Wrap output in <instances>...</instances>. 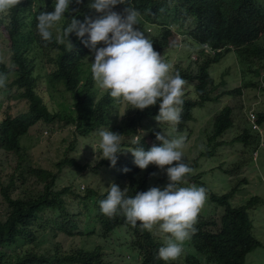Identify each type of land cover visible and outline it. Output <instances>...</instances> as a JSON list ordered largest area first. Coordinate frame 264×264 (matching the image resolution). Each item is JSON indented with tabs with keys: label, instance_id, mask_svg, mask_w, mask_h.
<instances>
[{
	"label": "trees",
	"instance_id": "1",
	"mask_svg": "<svg viewBox=\"0 0 264 264\" xmlns=\"http://www.w3.org/2000/svg\"><path fill=\"white\" fill-rule=\"evenodd\" d=\"M90 2L92 0H83L77 4L72 0L69 11L52 29L51 42L43 41L38 35L37 16L42 11H53L54 0H21L9 12L0 14V36L9 55V63L0 61V73L13 76L10 85L0 88V94L9 97L7 102L0 101V151L18 157L15 169H21L19 173L15 171L9 175L7 181L0 176V194L5 210L4 217L0 215V264H111L100 247L91 250L66 248L58 241L60 234L75 236L85 233L79 231L80 215L72 212L67 203L70 195L79 196L77 189L80 187L70 184L58 188L57 171L64 166L82 171L88 165H82L80 159L72 155L62 156L54 163L57 171L32 160L23 164L28 148L21 139L31 134L32 127L41 123L49 132L48 128L56 123L71 126L74 139L69 145L70 151H74L78 138L100 141V130L120 134L121 151L136 147L148 151L154 144H160L155 133L162 130L152 123L159 112V103L143 111L125 105L127 111L123 115L120 104L116 106L106 92L95 87L90 71L94 57L90 59V50L81 39L70 34L73 48H69L67 38L64 44L56 42L57 29L62 34L73 17L83 21L86 15H99L88 8ZM126 6L141 13L139 23L134 27L152 40L154 50L160 55L172 45L170 39L175 32L202 47L196 50L198 60H191L186 67L178 65L172 73H179L186 82L194 85V97H182L181 120L177 124L181 130L193 119L195 108L217 102L225 94L241 96L245 88L254 87V78L264 70V0H125V5H117L114 10L122 13ZM204 47L211 51L206 52ZM232 50L238 55L244 83L234 91L219 92L225 80L222 77L216 82L211 76V67ZM42 82L48 85L47 92L54 96L53 90L62 86L72 96V104L64 99L52 109L49 102L56 100L54 96L49 100L44 98L40 90ZM13 89L15 94L11 93ZM13 99L22 100L25 108L14 113ZM256 122L264 129V112L257 114ZM233 126V108L227 106L215 116L208 137L210 143H215L204 155L214 156L217 148L225 144L218 138ZM260 136L259 132L244 129L233 141H242L256 150ZM133 161L131 152L119 153L114 167L115 177L110 182L121 190L127 187L128 197L150 188L148 182L156 167L152 165L141 170ZM101 164L110 166V161L103 160ZM241 167L242 164L235 170L224 171L236 176ZM125 168L129 171L124 172ZM29 176L35 178L32 185H28ZM243 182L245 179L236 186ZM39 184L42 185L40 188ZM235 189L223 195L211 193L212 201L222 208V213L199 216L195 225L197 231L185 242L193 250H188L190 253L187 252L182 261L167 262L157 258L159 248L164 245L161 239L151 232L141 231L139 224L132 227L119 211L111 218L101 213L99 201L106 198L108 188L102 192L87 188L82 199L94 201L91 214L103 236H109L118 227H128V233L134 236L132 245L140 251L142 264H205V261L210 264H246L247 255L262 245L254 234L250 209L264 203V198L255 196L245 205L233 206L231 198ZM95 225L93 228L88 226L87 231L92 230L91 234H94Z\"/></svg>",
	"mask_w": 264,
	"mask_h": 264
},
{
	"label": "clouds",
	"instance_id": "2",
	"mask_svg": "<svg viewBox=\"0 0 264 264\" xmlns=\"http://www.w3.org/2000/svg\"><path fill=\"white\" fill-rule=\"evenodd\" d=\"M20 2L21 0H0V14L9 12ZM71 3L72 0H54L53 11H42L37 16V32L43 41H52V29L58 25L69 11ZM75 3L81 4L83 0H75ZM121 4L125 5V0H92L88 4V8L99 15L96 17L86 15L83 21L73 17L70 24L63 29L62 34L57 29L56 42L64 44L65 38H67L69 48H73L69 36L74 33L77 38L81 39L85 47L89 48L91 56L94 57L90 62V71L97 89L106 92L115 103L128 105L132 109L143 111L159 103V112L154 117L158 123L157 127L161 129L162 126L159 125L168 123L175 125L177 131H184L187 125L194 120V115L183 130L177 127L181 120L182 105L184 103L182 97H194V85L186 82L179 73L172 74L179 64L174 67L172 72V65L154 50L152 40L143 31L134 27L138 25L141 18V13L137 9L126 6L122 13L114 10L117 5ZM86 35L87 39H84ZM98 45L102 46L98 47ZM201 48L198 45V49ZM204 49L206 52L211 51L209 47H204ZM230 52L238 58L234 50ZM195 54L197 55L196 51ZM198 59L197 55L195 60ZM240 69L242 81L234 86L235 88L233 87L227 91H234L244 83L241 64ZM263 71L254 80L256 83L254 87H257L258 79L264 80ZM222 77L224 78V76ZM224 80L225 84L223 86L227 83L225 78ZM7 81L8 74L0 73V88H5ZM185 83L193 88L192 95H184ZM261 89L264 90V85ZM225 95L237 96L238 94ZM256 117L257 113L253 109L249 110L247 119L251 122L253 130H258L261 127L256 122ZM211 133L209 132L208 137ZM98 135L100 137L99 149L101 150L102 159L110 161L111 167H115L119 153L131 152L134 157L133 163L138 168L144 170L152 164L166 171L168 178V183L163 189L150 187L147 191L136 192L134 197L127 196V187L121 190L117 184L111 183L108 186L106 198L99 201L101 213L111 218L119 211L132 227L135 228L139 224L141 231L152 232L154 228H157L164 236V245L159 248L157 258L166 262L177 260L184 252V243L190 240L197 231L195 225L198 215L207 200V195L209 200L212 201L211 192L206 191L202 186H179L184 178L194 172L193 168L197 166L196 161L189 163L183 160L186 137L183 135L170 137L162 130L155 133L156 140L160 142L159 146L154 144L148 151H145L142 147L121 151L120 134L111 130H100ZM224 135L218 138V141L225 144L217 148L216 154L221 147L230 144L226 142ZM138 142L134 141V143ZM214 143L215 141L210 143L208 138V148L201 153V156H206L204 153L211 150ZM240 164L241 162H237L236 166H240ZM220 168H222V165ZM123 171L128 172L129 169L125 168ZM225 173L232 178L240 175V171L236 176L231 175L229 172ZM152 175H155V173Z\"/></svg>",
	"mask_w": 264,
	"mask_h": 264
},
{
	"label": "rangeland",
	"instance_id": "3",
	"mask_svg": "<svg viewBox=\"0 0 264 264\" xmlns=\"http://www.w3.org/2000/svg\"><path fill=\"white\" fill-rule=\"evenodd\" d=\"M2 33L6 36L5 29L2 30ZM170 41L172 45L161 55L166 62L172 65V72L177 64L186 66L191 60L196 59L197 55L195 51L198 49V45L191 39L175 32ZM92 57L93 56H91L90 59ZM0 61L9 63V55L6 52V45L1 36ZM42 73L45 72L42 71ZM211 76L216 82H219L222 76L226 79V85L220 86L219 92L227 91L238 85L242 79L237 56L232 52L228 53L221 61L215 63V65L211 67ZM12 79L13 76L9 75L7 85H10V80ZM254 80H256V78H254ZM263 82L264 80L261 81L258 79L257 87L245 89L244 94L241 96L223 95L217 102L208 103L204 107L195 108L193 110L194 120L187 125L184 131L179 132L175 125H170L168 123L159 125L162 126L161 130L165 131L170 137L185 136L186 141L185 147L183 148V160L189 163H193V161L197 162V166L193 168L194 172L184 178L179 186H202L206 191H210L217 195L229 193L236 187L235 193L231 198L233 206L245 205L255 196L264 198V129L260 124L261 127L258 130H253L251 122L247 119L249 110L251 109L257 114L261 111L264 112V90L261 89L264 85ZM47 88H49L47 84L44 82L40 83L41 94L45 99L49 100L54 95L47 92ZM63 89L64 88L60 86L53 90L55 93L54 100L56 101L52 103L49 102V106L52 109L56 108L58 102L64 99H67L68 103L72 104V96ZM192 91L193 88L185 83L183 88L184 95H192ZM11 93L15 94L16 90H11ZM8 98V96L0 94V101L6 100L7 102ZM117 105L119 104L116 103V106ZM120 105L121 113H126L127 110L125 105ZM11 106H13L14 113L25 108L24 102L19 99H13ZM226 106L232 107L234 113V126L224 135V139L230 144L221 147L215 156H201V153L208 148V134L212 132L214 118L217 113ZM114 114H116V112H114ZM152 123L158 124L154 119H152ZM42 127L41 123H38L36 126L32 127L31 134H29L27 138L24 139L23 137L21 139V143L28 148V156L22 161L23 164H27L28 160H32L44 168L50 167L57 171L54 163L62 156L66 157V155H72L80 159L82 165H88V167L82 171H78L76 168L70 166H64L60 171H57L58 188L62 189L64 186L70 184H76L80 187L77 189V194L80 197L70 195L67 198V203L72 212L80 215L78 218L81 223L79 231L85 233V235L75 236L60 234L57 237L58 241L63 243L66 248L91 250L96 246L100 247L104 257L111 264H142L140 251L132 245L134 236L128 233V227H118L109 236H103L99 224L94 221L95 216L91 214L93 210L92 203H94V201L92 199L88 201L82 199L87 188L90 190L98 189L101 192L105 191L108 188L107 186L110 185L111 180L115 177L114 167L101 164V162L106 159H102L101 150L99 149L100 141L78 138L79 142H77L74 151H70L68 148L74 139L71 134V126L65 125L64 123H56L48 128L49 132ZM244 129H252V132H259L261 134V144L256 150H252L251 147L247 146L242 141H235L233 143L234 137L240 135ZM42 131L44 133L47 131V133L43 134ZM146 131L148 132L149 130L146 129ZM0 161L2 162L0 176L3 181H7L8 176L15 171L19 173L21 170L15 169L18 163V157L13 154H6L0 151ZM237 162H241L242 164L240 175L232 178L229 174L224 172V169H235ZM221 165L222 168H220ZM150 166H152V164L148 167ZM153 173H155V175L151 176L148 185L150 187H160L163 189L168 183L166 171L155 167ZM241 179H245V182L236 186L237 181ZM34 180V177L29 176L28 185H32ZM41 186L42 185L39 184L38 188ZM222 211V208L209 200V196L207 195V200L198 217L201 215L205 217L220 215ZM4 213L3 198L0 194V215L3 216ZM250 214L254 222V234L262 242V245L247 255L246 264H264V203L255 205L250 209ZM94 225L95 232L91 234L92 230L87 231V227L90 226V228H93ZM151 233L164 242V236L157 228H154ZM191 249L192 247L190 244L184 243V252L177 260L182 261L184 255L187 252L190 253L188 250ZM194 254H196L195 251ZM204 263L210 264L208 261Z\"/></svg>",
	"mask_w": 264,
	"mask_h": 264
},
{
	"label": "built area",
	"instance_id": "4",
	"mask_svg": "<svg viewBox=\"0 0 264 264\" xmlns=\"http://www.w3.org/2000/svg\"><path fill=\"white\" fill-rule=\"evenodd\" d=\"M45 133H47V131H45Z\"/></svg>",
	"mask_w": 264,
	"mask_h": 264
}]
</instances>
